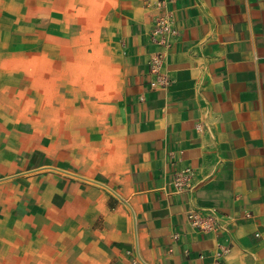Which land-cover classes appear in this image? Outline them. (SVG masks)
<instances>
[{
	"label": "crops",
	"instance_id": "obj_1",
	"mask_svg": "<svg viewBox=\"0 0 264 264\" xmlns=\"http://www.w3.org/2000/svg\"><path fill=\"white\" fill-rule=\"evenodd\" d=\"M80 11L113 20L122 124L0 123V264H264V0H0V84Z\"/></svg>",
	"mask_w": 264,
	"mask_h": 264
},
{
	"label": "rangeland",
	"instance_id": "obj_2",
	"mask_svg": "<svg viewBox=\"0 0 264 264\" xmlns=\"http://www.w3.org/2000/svg\"><path fill=\"white\" fill-rule=\"evenodd\" d=\"M74 19L65 22L64 34L47 37L45 51L20 50L13 54V60L9 57L8 67L1 70L6 75L5 83L0 84V123L3 127L31 124L33 136L55 135L53 130L40 128L67 127L72 118L73 127H94L93 136L98 137V131H104V127L122 124L120 43L113 20L111 23L106 19L92 21L83 11L75 14ZM71 49H75V53L72 54ZM70 81L75 85L72 92ZM61 93H69L70 102L63 100L66 112L61 108ZM92 149L99 150L98 145L90 144L82 150L85 153Z\"/></svg>",
	"mask_w": 264,
	"mask_h": 264
},
{
	"label": "built area",
	"instance_id": "obj_3",
	"mask_svg": "<svg viewBox=\"0 0 264 264\" xmlns=\"http://www.w3.org/2000/svg\"><path fill=\"white\" fill-rule=\"evenodd\" d=\"M159 34H164L167 37L162 36L161 38H156V36ZM153 35L156 38V42L165 45L169 44L171 37H175L176 31L172 27L170 15H164L157 21L153 29ZM150 84L152 87H161L165 85V79L161 76H158L153 81H151ZM188 219L201 232L210 231L212 228V225L209 223V219L204 220L198 218V216L194 213H189Z\"/></svg>",
	"mask_w": 264,
	"mask_h": 264
},
{
	"label": "bare ground",
	"instance_id": "obj_4",
	"mask_svg": "<svg viewBox=\"0 0 264 264\" xmlns=\"http://www.w3.org/2000/svg\"><path fill=\"white\" fill-rule=\"evenodd\" d=\"M60 52H61V51H60ZM71 52H72V54L75 53V49H71ZM50 63H52V62H50ZM75 63H76V62L72 63V66H73V64L75 65ZM48 64H49V63H48ZM58 64H59V63H58ZM51 66H52V64H51ZM51 66H50V67H51ZM54 66H55V65H53V67H54ZM55 67H57V66H55ZM44 68H45V66H44ZM58 68H59V67H58ZM70 68L72 69L71 66H70ZM73 68H74V67H73ZM38 69H39V68H38ZM67 69H68V68H67ZM67 69H66V70H67ZM41 70H42V69H41ZM44 70H45V69H44ZM46 70L48 71L49 69H46ZM73 70H74V69H73ZM34 71H35V70H34ZM47 71H45V73H46ZM49 71H50V70H49ZM49 71H48V72H49ZM75 71H76V70H75ZM41 72H42V71H41ZM52 72H53V71H52ZM69 72H70V71H69ZM49 74H50V73H49ZM52 74H53V73H52ZM54 74H56V72H54ZM47 75H48V73H47ZM57 75H58V74H57ZM75 75H76V74H75ZM58 76H59V75H58ZM35 77H36V76H35ZM33 78H34V77H33ZM56 78H57V77H55V79H56ZM73 78H74V77H73ZM32 80H33V79H32ZM73 82H74V81H70V85H69V89L71 90V92H72V91L74 90V88H75V85H74ZM51 90H52V89H51ZM59 90H60V87H59ZM50 92H51V91H50ZM51 94L54 95V93H51ZM68 94H69V93H64V94L61 93V94H60V95H61V97H60V98H61V103H60V104H61V108H62L63 111H65V109L67 110V108H64V101H63V100L65 99L67 103L70 102V101L68 100V96H69ZM51 96H52V95H51ZM54 96H55V95H54ZM44 101H45V100H44ZM50 103L53 104V102H51V101H50ZM45 104H46V103H45ZM52 107H53V105H52ZM56 107H57V106H56ZM40 110H41V109H40ZM41 111H42V110H41ZM65 112H66V111H65ZM65 112H64V113H65ZM60 113H61V112H60ZM53 118H54V117H53ZM61 120H62V119H61ZM61 120H60V121H61ZM58 122H59V121H58ZM72 123L74 124V120H72V118H70V123H69V125H71ZM81 127H89V126L87 125V126H81ZM62 128H63V127H62ZM57 129H58V128H57ZM63 131H64V130H63ZM59 132H60V131H59Z\"/></svg>",
	"mask_w": 264,
	"mask_h": 264
}]
</instances>
